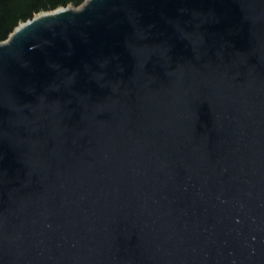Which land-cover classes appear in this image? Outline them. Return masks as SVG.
I'll use <instances>...</instances> for the list:
<instances>
[{"label": "water", "instance_id": "1", "mask_svg": "<svg viewBox=\"0 0 264 264\" xmlns=\"http://www.w3.org/2000/svg\"><path fill=\"white\" fill-rule=\"evenodd\" d=\"M0 264H264V0H86L0 41Z\"/></svg>", "mask_w": 264, "mask_h": 264}, {"label": "trees", "instance_id": "2", "mask_svg": "<svg viewBox=\"0 0 264 264\" xmlns=\"http://www.w3.org/2000/svg\"><path fill=\"white\" fill-rule=\"evenodd\" d=\"M86 0H0V41L9 38L22 23L42 11L55 10L70 4L78 7Z\"/></svg>", "mask_w": 264, "mask_h": 264}]
</instances>
